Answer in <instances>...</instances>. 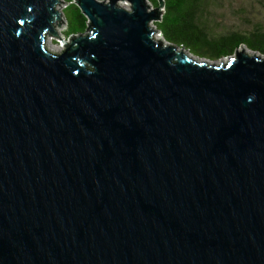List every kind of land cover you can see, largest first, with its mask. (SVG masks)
Segmentation results:
<instances>
[{
	"label": "water",
	"instance_id": "95a60500",
	"mask_svg": "<svg viewBox=\"0 0 264 264\" xmlns=\"http://www.w3.org/2000/svg\"><path fill=\"white\" fill-rule=\"evenodd\" d=\"M72 2L53 53L57 0H0V264H264V56L162 45L163 0Z\"/></svg>",
	"mask_w": 264,
	"mask_h": 264
},
{
	"label": "trees",
	"instance_id": "16d2710c",
	"mask_svg": "<svg viewBox=\"0 0 264 264\" xmlns=\"http://www.w3.org/2000/svg\"><path fill=\"white\" fill-rule=\"evenodd\" d=\"M62 9L67 33L70 35L85 34L86 19L72 0H63ZM105 1V0H101ZM70 5V10H65ZM208 0H163L159 20L155 28L161 35L163 44L181 47L182 50L208 60H220L234 53L243 46L252 54L264 56V26L252 23L248 31L232 30L217 32L212 29L215 15L207 9ZM250 23L249 20H246ZM223 32V33H222ZM161 42V41H160ZM220 65V62L213 64Z\"/></svg>",
	"mask_w": 264,
	"mask_h": 264
},
{
	"label": "rangeland",
	"instance_id": "374dc122",
	"mask_svg": "<svg viewBox=\"0 0 264 264\" xmlns=\"http://www.w3.org/2000/svg\"><path fill=\"white\" fill-rule=\"evenodd\" d=\"M66 6L63 0H57L55 3V9L60 11L59 20L54 24L55 35H47L45 40V46L48 51L53 53H60L63 51L64 46L61 43L63 39L69 42L72 35L67 33L65 21L62 15V9ZM70 5L65 10L68 12L70 10ZM207 9L210 10L215 15V24L212 26L214 31L228 32L232 30L248 31L253 27L252 23H260L264 26V0H208ZM249 20L250 23H247ZM155 20H151V27H155ZM222 32V33H223ZM157 37V38H156ZM159 38V39H158ZM155 39L164 43L161 35L158 31H155ZM167 45V44H166ZM181 48V47H180ZM236 50H242L248 55H258L259 58H263L259 54H251L250 50H246L243 46L238 47ZM186 52V51H185ZM188 53V52H187ZM191 59L198 62H205L207 64H217L218 62H224L227 57L218 60H208L203 56H195L191 53L187 54Z\"/></svg>",
	"mask_w": 264,
	"mask_h": 264
},
{
	"label": "built area",
	"instance_id": "2783aa9c",
	"mask_svg": "<svg viewBox=\"0 0 264 264\" xmlns=\"http://www.w3.org/2000/svg\"><path fill=\"white\" fill-rule=\"evenodd\" d=\"M58 11V10H57ZM60 12V11H59ZM151 23V22H150ZM150 25V24H149ZM150 27H151V25H150ZM152 28V27H151ZM155 27H153V29H154ZM156 31V30H155ZM153 35H154V37H155V32L153 33ZM157 38V37H156Z\"/></svg>",
	"mask_w": 264,
	"mask_h": 264
},
{
	"label": "bare ground",
	"instance_id": "6f19581e",
	"mask_svg": "<svg viewBox=\"0 0 264 264\" xmlns=\"http://www.w3.org/2000/svg\"><path fill=\"white\" fill-rule=\"evenodd\" d=\"M54 7H55V5H54ZM159 39V38H158Z\"/></svg>",
	"mask_w": 264,
	"mask_h": 264
}]
</instances>
